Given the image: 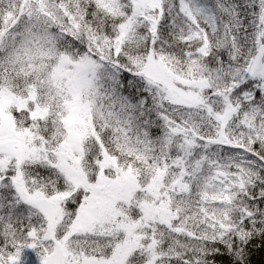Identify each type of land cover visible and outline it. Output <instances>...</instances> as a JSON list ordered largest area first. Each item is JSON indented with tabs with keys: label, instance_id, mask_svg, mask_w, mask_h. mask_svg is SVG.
<instances>
[{
	"label": "snow or ice",
	"instance_id": "6c2138e0",
	"mask_svg": "<svg viewBox=\"0 0 264 264\" xmlns=\"http://www.w3.org/2000/svg\"><path fill=\"white\" fill-rule=\"evenodd\" d=\"M0 264H264V0H0Z\"/></svg>",
	"mask_w": 264,
	"mask_h": 264
}]
</instances>
